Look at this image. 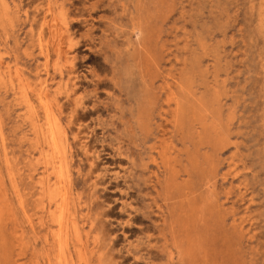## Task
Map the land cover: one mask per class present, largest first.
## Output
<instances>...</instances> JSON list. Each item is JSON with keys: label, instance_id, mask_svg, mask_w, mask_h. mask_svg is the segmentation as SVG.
Masks as SVG:
<instances>
[{"label": "rangeland", "instance_id": "374dc122", "mask_svg": "<svg viewBox=\"0 0 264 264\" xmlns=\"http://www.w3.org/2000/svg\"><path fill=\"white\" fill-rule=\"evenodd\" d=\"M262 1L0 0V264L58 244L46 103L92 264H264ZM185 82L222 140L178 118Z\"/></svg>", "mask_w": 264, "mask_h": 264}, {"label": "bare ground", "instance_id": "6f19581e", "mask_svg": "<svg viewBox=\"0 0 264 264\" xmlns=\"http://www.w3.org/2000/svg\"><path fill=\"white\" fill-rule=\"evenodd\" d=\"M1 7H2V5H1ZM236 7H238V6H236ZM263 11H264V9H263ZM56 20H54L53 22H55ZM234 21H235V19H234ZM258 38H259V36H258ZM59 55H61V54H59ZM63 55H65V52H64ZM69 59H71V57ZM153 60H154V58H153ZM15 72L18 75V70H16ZM3 73L5 75L6 72H3ZM9 77H10V74H9ZM20 79H21V77H20ZM152 80H151V82H152ZM183 84H182V89H181L182 90V97H180L178 99V101H177V106H178V109H179L178 118L181 115L183 116L184 114H186V111L191 108L192 111L195 113V125H198L197 127H198L201 135L205 134L208 137V134H211L212 137H216L215 138L216 140H218V139L222 140L223 139V138H221V134L222 133H220L221 126H220V123H219L220 118H219L218 114L213 112V111H210L209 108H208V104L203 99L196 97L195 93L191 90L190 85L187 82H185ZM45 91H46V89H45ZM41 96H42V93H41ZM45 96H47L46 92H45ZM44 102L46 103V101H44ZM51 109L49 107V103H46L45 110H46V115H47L46 117H47L48 124H47L46 130L43 131L42 136H43V138L45 137L46 139H48V143L50 145V150H51V154L46 157V161L51 166V168H50L51 172L56 177H58V181L55 184L56 187L52 188L51 186H48V189H46V191L49 192L50 196H52V197H55V195L59 196L58 203L56 205L54 213L52 214V217H53L52 224L56 227L55 237H56V239L58 241V244H56L55 248L52 251L48 252L46 261H47V264H49L50 258L52 256H54L56 258L55 260H56L57 264H92V258L90 257L91 254L90 255L88 254V252L90 250L87 252L86 244H85V242L82 241V238H81V232H80V228H79V223L77 221V218H76L75 214L72 212L71 207H70L69 192H70V184H71L70 182H71V180H70V175H69V171H68V167H69L68 166V161H67L68 160V150H67V147L65 146L64 140L62 139V132L63 131H62V128H61V125H60V121H59V119L56 118V116L53 114ZM147 110H148V107H146V106H145V108L140 110V112H139L140 113L139 114L140 124H143V121L145 119V115H146ZM209 112H210L211 115L214 114V116L212 117L211 115H209ZM215 114H216V116H215ZM209 117L210 118L212 117V119L209 120L210 119ZM224 140H225V138H224ZM219 145H222V142ZM223 145H226V144H223ZM217 148L221 149V148H219V146ZM208 160H209V158H208ZM60 184H62L64 186V188H63L64 189V193L63 194H61L60 190H59ZM169 184L170 183L168 182L166 184V186H169ZM172 234H173V240L175 241V243H177V246L179 248L182 247V243H183L184 237L176 235V231H174V230H172ZM51 235H53V234H51ZM189 243L190 242H188V245H187L188 247H186V262L188 264L195 257L194 256V251L190 250V248H194L193 247L194 243H193V241H192L193 244H191V243L189 244ZM181 259H182V257H181ZM179 262H181V261H179ZM197 264H198V262H197Z\"/></svg>", "mask_w": 264, "mask_h": 264}]
</instances>
